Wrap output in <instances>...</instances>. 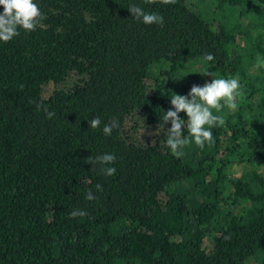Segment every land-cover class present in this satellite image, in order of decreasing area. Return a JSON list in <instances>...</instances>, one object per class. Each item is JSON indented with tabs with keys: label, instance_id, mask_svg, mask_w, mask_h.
Masks as SVG:
<instances>
[{
	"label": "trees",
	"instance_id": "trees-1",
	"mask_svg": "<svg viewBox=\"0 0 264 264\" xmlns=\"http://www.w3.org/2000/svg\"><path fill=\"white\" fill-rule=\"evenodd\" d=\"M35 2L43 26L0 42V264H264V0ZM235 75L244 96L214 143L174 156L171 95ZM135 116L161 138L138 141ZM101 154L111 177L87 163Z\"/></svg>",
	"mask_w": 264,
	"mask_h": 264
},
{
	"label": "clouds",
	"instance_id": "clouds-1",
	"mask_svg": "<svg viewBox=\"0 0 264 264\" xmlns=\"http://www.w3.org/2000/svg\"><path fill=\"white\" fill-rule=\"evenodd\" d=\"M147 4L157 2L163 5H174L176 0H144ZM0 42H10L20 35V30L32 32L41 27L45 19L35 0H0ZM128 11L134 20L141 21L145 25H163L164 18L156 13H147L140 6L130 4ZM205 61H213L214 56L211 53L205 54ZM256 69L264 68V58L257 57ZM211 76V74H207ZM244 92L239 78H213L211 82H205L202 86L193 85L186 96L173 93L170 97L171 108L163 115L164 124L170 122L171 127L166 131L168 133L166 143L174 156L183 155L182 149L191 143L203 149L205 144L211 145L213 140V127H222L226 120L223 115H219L227 107L230 111H236L239 102L243 99ZM42 106L37 104V110ZM47 118L52 119L54 112L43 109ZM180 113H185L187 122L180 118ZM217 113V114H214ZM102 121L100 117H95L89 122V127L98 129ZM119 127V122L112 119L105 124L102 131L105 136H111L113 129ZM183 129L187 130V135L183 134ZM151 135V133H148ZM116 161L114 154H101L95 157H89L87 163L92 168L99 164V174L111 177L116 169L112 167ZM97 191H102V186L96 185ZM86 200L93 201L96 196L91 189L85 196ZM87 212L74 209L70 213V219L85 217Z\"/></svg>",
	"mask_w": 264,
	"mask_h": 264
},
{
	"label": "rangeland",
	"instance_id": "rangeland-1",
	"mask_svg": "<svg viewBox=\"0 0 264 264\" xmlns=\"http://www.w3.org/2000/svg\"><path fill=\"white\" fill-rule=\"evenodd\" d=\"M195 67H198V69H199L200 64H197ZM191 68H192V66H191ZM154 69L155 68L153 67V70ZM234 78H237V76L235 75ZM151 81L153 82V80H151ZM151 81H150L149 86H152ZM226 110L230 111L228 108ZM128 123H129V127L133 126V129L128 128V130H131L130 134H132L134 137H136L138 141L144 140V142H146L147 139H149L150 142H154L158 138H161V135H159L160 133L158 131H154L155 129H152L149 126L144 125L142 120L139 119L137 116H135V119L129 120ZM148 133H151V135H149ZM233 170H234V175H239L240 173H242L244 171V165L243 164L235 165ZM250 264H256V263L253 260H251Z\"/></svg>",
	"mask_w": 264,
	"mask_h": 264
}]
</instances>
